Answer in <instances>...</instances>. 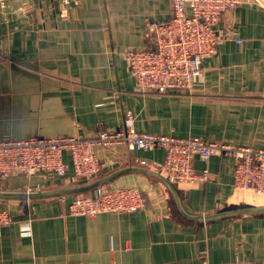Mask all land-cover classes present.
<instances>
[{
	"label": "crops",
	"instance_id": "crops-1",
	"mask_svg": "<svg viewBox=\"0 0 264 264\" xmlns=\"http://www.w3.org/2000/svg\"><path fill=\"white\" fill-rule=\"evenodd\" d=\"M171 9V0H0V140L90 137L130 112L138 132L264 149V0L222 16L216 30L229 36L202 62L192 92L138 91L123 53L149 47L150 29L168 22ZM110 158L98 178L124 168L163 175L160 149ZM232 165L226 156L195 159L208 180L173 185L183 210L264 207V196L233 189ZM109 184L140 190L144 208L84 218L67 214L73 195L0 201L11 215L0 230V264H264V214L194 221L153 176L130 172ZM65 187L44 175L0 182V192Z\"/></svg>",
	"mask_w": 264,
	"mask_h": 264
},
{
	"label": "built area",
	"instance_id": "built-area-1",
	"mask_svg": "<svg viewBox=\"0 0 264 264\" xmlns=\"http://www.w3.org/2000/svg\"><path fill=\"white\" fill-rule=\"evenodd\" d=\"M247 1L171 0V17L165 24L150 29L149 47L123 53L136 89L157 94L192 92L200 78L202 62L214 58L218 47L229 36L216 30L220 19ZM122 149L163 150L164 158L157 167L172 185L206 183L208 172H196L195 159L207 162L212 156H226L233 160V189L264 196V149L138 132L130 112L124 114L121 126L90 137L3 138L0 140V182L10 176L44 175L48 179H63L69 186L86 184L97 179L107 161L114 159L110 156ZM64 155L68 156L69 165ZM144 206L145 199L137 188L105 184L94 188L92 195L73 196L67 205V214L94 218L100 214H131ZM10 222L8 210L0 208V230Z\"/></svg>",
	"mask_w": 264,
	"mask_h": 264
},
{
	"label": "water",
	"instance_id": "water-1",
	"mask_svg": "<svg viewBox=\"0 0 264 264\" xmlns=\"http://www.w3.org/2000/svg\"><path fill=\"white\" fill-rule=\"evenodd\" d=\"M130 172H140L146 175L153 176L154 178H157L159 181H161L164 184V186L167 188L169 193L171 194L179 213L182 216L190 220L210 221V220L234 217V216H240V215L264 214V207H243V206L235 210L221 212V213L210 215V216H193V215L187 214L183 210L180 204V200L177 196L174 186L166 179L164 175H162L159 172L157 173L149 172L147 170L137 169V168L120 169V170H117L111 173L108 176L95 179L92 182H89L86 184L74 185V186H69V187L60 188L56 190L36 191V192H31V193L0 192V201H32V200H39V199H49V198H58V197H64V196H70V195L75 196V195L85 194V193L92 191L94 188L98 186L109 184L117 177L125 173H130Z\"/></svg>",
	"mask_w": 264,
	"mask_h": 264
}]
</instances>
